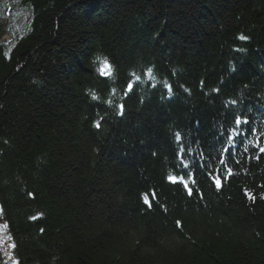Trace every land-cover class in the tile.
<instances>
[{"label": "trees", "instance_id": "trees-1", "mask_svg": "<svg viewBox=\"0 0 264 264\" xmlns=\"http://www.w3.org/2000/svg\"><path fill=\"white\" fill-rule=\"evenodd\" d=\"M4 33L16 264H264V0H0Z\"/></svg>", "mask_w": 264, "mask_h": 264}, {"label": "rangeland", "instance_id": "rangeland-1", "mask_svg": "<svg viewBox=\"0 0 264 264\" xmlns=\"http://www.w3.org/2000/svg\"><path fill=\"white\" fill-rule=\"evenodd\" d=\"M14 1V0H12ZM14 16V15H13ZM24 16H16L17 20L24 21ZM15 20V19H14ZM1 41L5 44L10 43L11 40V35L9 33H4L2 37L0 38ZM12 243H11V238L6 232V227L4 223H0V251L3 254L4 261L6 264H16L15 260L12 256Z\"/></svg>", "mask_w": 264, "mask_h": 264}, {"label": "snow or ice", "instance_id": "snow-or-ice-1", "mask_svg": "<svg viewBox=\"0 0 264 264\" xmlns=\"http://www.w3.org/2000/svg\"><path fill=\"white\" fill-rule=\"evenodd\" d=\"M241 39H245V37H240ZM110 65L108 64L107 61H103L102 62V69L101 71L104 73V74H107L108 72H110ZM150 71V70H149ZM131 88V86H130ZM122 108V106H121ZM239 123V121H238ZM97 127H99V124L96 125ZM262 151H264V149H262ZM217 186H219V181H217ZM189 194H191V190H189ZM146 202H147V198H146ZM178 226H179V222H178Z\"/></svg>", "mask_w": 264, "mask_h": 264}, {"label": "bare ground", "instance_id": "bare-ground-1", "mask_svg": "<svg viewBox=\"0 0 264 264\" xmlns=\"http://www.w3.org/2000/svg\"><path fill=\"white\" fill-rule=\"evenodd\" d=\"M251 128H249V130H250ZM242 154H238L235 158H238V157H240V158H242ZM240 160H238V161H236L235 163H237V162H239Z\"/></svg>", "mask_w": 264, "mask_h": 264}]
</instances>
